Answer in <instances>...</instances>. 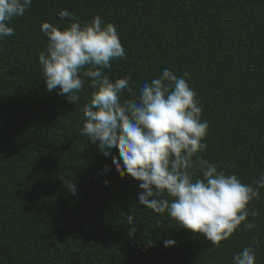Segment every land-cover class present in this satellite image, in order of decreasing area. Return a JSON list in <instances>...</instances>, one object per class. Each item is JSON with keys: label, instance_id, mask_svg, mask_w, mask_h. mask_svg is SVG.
Wrapping results in <instances>:
<instances>
[{"label": "trees", "instance_id": "16d2710c", "mask_svg": "<svg viewBox=\"0 0 264 264\" xmlns=\"http://www.w3.org/2000/svg\"><path fill=\"white\" fill-rule=\"evenodd\" d=\"M61 9L117 27L126 58L104 71L130 77L122 100L138 99L164 68L188 72L209 124L198 155L243 183L264 172V0H32L10 22L15 34L0 39V264H232L245 247L264 264V188L247 206L259 214L216 245L140 205V182L122 178L81 133L90 79L74 104L46 89L39 63L41 24L66 26ZM61 175L75 180V194Z\"/></svg>", "mask_w": 264, "mask_h": 264}, {"label": "clouds", "instance_id": "9594fccd", "mask_svg": "<svg viewBox=\"0 0 264 264\" xmlns=\"http://www.w3.org/2000/svg\"><path fill=\"white\" fill-rule=\"evenodd\" d=\"M31 4L32 0H0V39L15 34L10 22L24 16ZM58 16L67 18L66 26L41 24L48 39L39 54L46 89L57 90L75 104L85 79H90L93 91L83 108L81 133L103 155L112 156L122 178L130 175L140 182L138 203L155 213L167 212L183 228L202 233L216 245L232 236L249 215L256 217L259 213H249L247 206L259 198L264 172L252 183H243L236 174H226L222 165L198 155L207 149L209 124L202 119L203 107L189 73L178 76L164 68L158 78L139 86L138 99L122 100L125 89L131 93L130 77L112 80L104 71L112 60L126 58L117 27L99 15L81 22L61 9ZM60 179L76 193L74 179L64 175ZM126 219L131 225L135 217ZM254 226L244 223V229ZM163 243L169 247L176 241ZM232 264H256L254 249L245 247L234 254Z\"/></svg>", "mask_w": 264, "mask_h": 264}]
</instances>
